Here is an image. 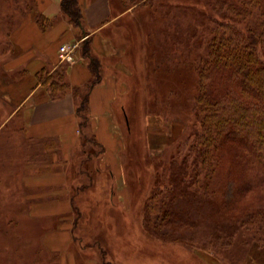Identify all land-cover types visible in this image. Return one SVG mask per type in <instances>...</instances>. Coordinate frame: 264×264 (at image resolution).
I'll return each mask as SVG.
<instances>
[{
  "label": "rangeland",
  "instance_id": "374dc122",
  "mask_svg": "<svg viewBox=\"0 0 264 264\" xmlns=\"http://www.w3.org/2000/svg\"><path fill=\"white\" fill-rule=\"evenodd\" d=\"M182 1L206 7L210 0ZM13 8L11 0H0V89L7 91L11 82L20 80L17 95L22 100L31 87L29 71L5 68L17 56L8 43V32L17 24V15L21 17ZM142 11L143 25H138L140 16L132 15L126 24L115 23L105 30L116 42L121 37L127 41L126 55L105 53V86H98L95 95L100 115L97 139L104 150L94 145L91 150L97 155L89 156L77 147L67 154V161L59 160L67 175L59 181L66 179L75 189L74 207L80 218L76 225L75 209L57 218L42 217L34 208L48 201L45 189L33 184V176L37 181L45 167L29 162L32 148L26 142L37 139L25 133L22 112L28 107L19 113L15 105L19 101L14 97L13 103L0 90V264H61V258L67 264H264V247H249L243 254L242 242L237 240L221 252L191 250L149 236L142 224L156 165L168 160L191 118L190 112L177 115L179 105L172 109L169 105L183 101L181 90L191 89L194 80L192 68L178 67V55L171 58L166 50V59L164 52L150 49L145 27L159 22L149 10ZM10 14H16L17 20L9 19ZM116 64L122 65L121 72Z\"/></svg>",
  "mask_w": 264,
  "mask_h": 264
},
{
  "label": "trees",
  "instance_id": "16d2710c",
  "mask_svg": "<svg viewBox=\"0 0 264 264\" xmlns=\"http://www.w3.org/2000/svg\"><path fill=\"white\" fill-rule=\"evenodd\" d=\"M11 1L14 11L35 9L31 0ZM120 1L125 11L138 6L157 11L159 23L145 27L150 49L157 48L164 56L169 50L171 58L178 55V67L193 69L192 88L181 90L183 101L169 105L171 109L179 105L177 115L190 112L191 118L185 134L176 139L175 150L168 160L157 163L153 173L142 210L149 236L214 253L230 250L237 240L243 254L249 247H264V0H208L206 7L182 0ZM154 1H159L158 9H153ZM60 6L71 24L84 29L80 0H61ZM34 18L44 31L55 22L38 12ZM252 18L255 23L245 25ZM91 40L81 45L91 72L85 84L70 83L66 62L53 70L41 69L37 82L52 100L72 95L79 124L77 147L96 156L91 148L97 145L102 152L104 146L92 127L90 98L92 89L104 81L105 62ZM28 142L30 164L52 163L49 154L58 147L55 139ZM74 195L75 189L69 187L76 225L80 218Z\"/></svg>",
  "mask_w": 264,
  "mask_h": 264
},
{
  "label": "crops",
  "instance_id": "0c3cea01",
  "mask_svg": "<svg viewBox=\"0 0 264 264\" xmlns=\"http://www.w3.org/2000/svg\"><path fill=\"white\" fill-rule=\"evenodd\" d=\"M31 1H33L35 9L28 10L26 13L20 11L21 17L17 15L19 17L17 25L11 30V34L8 35V40L12 42V49L16 51L17 56L14 60L8 62L5 67L7 70L23 68L29 71L28 77L31 80V87H29L27 94L24 95L22 100L20 95H17L20 80L19 82L17 81L18 83L11 82L7 91L0 90L13 103L14 97L16 101H19L15 104L19 113L22 112L23 108L28 107V110L26 109L24 113L22 112L25 119V133L28 137L37 140L43 138L55 139V143L58 144L57 149L50 150L52 152L55 151L51 156L52 163L43 164L44 166L42 167L45 168L40 171L39 175L38 173L36 174L38 175L37 181L33 176V184L45 189L44 198L48 201L47 205L37 204V207L35 206L34 208L41 212L42 217L61 218L73 210V205L71 206L68 198L69 184L67 180L59 181V178L67 176L65 172H62L63 163H60L59 160L67 161V154L77 148L79 143V124L72 95L68 94L59 100H52L47 89L43 85L38 84L37 73L44 67L55 69L61 63L59 58L61 45L82 41L85 36L92 39L94 50L103 57L106 54L109 56L108 53L117 56L126 55L123 45L127 40L121 37L119 38L120 41L116 42L113 40L114 38L105 32L106 27L120 22L124 25L126 20L129 22L132 15L136 18L140 16L143 22L138 21L140 22L138 25H143L145 20L144 12L142 11L140 14L139 10H151V17L153 18H159L160 15L156 10H154L156 12H153L152 9L141 6L125 11L122 9L120 0H80L84 15V29H81L71 24L68 17L62 13L61 0ZM153 4L156 5V8L153 6V9L160 7L159 1H154ZM36 12L55 18L54 24L44 31L34 18ZM13 19L17 20L15 16H13ZM84 30L87 31V34L83 32ZM82 33L84 34L82 35ZM82 43L83 41L81 45ZM116 65L118 66L116 71L121 72L120 67L122 65ZM68 70L69 81L74 86L83 85L90 79L91 72L87 61L82 55L81 47L76 53L75 61L69 65ZM98 86L105 85L101 83L92 89L90 98L92 127L97 137L98 128L96 127V121L100 119V115L98 114L99 104L95 105V101L98 99L95 95L99 92ZM42 163L46 162H35L31 165H41ZM37 168L39 167L37 166ZM53 176L57 179L54 181L47 180V178H52ZM52 252L60 253L55 249ZM61 264L67 263H64L61 258Z\"/></svg>",
  "mask_w": 264,
  "mask_h": 264
},
{
  "label": "built area",
  "instance_id": "2783aa9c",
  "mask_svg": "<svg viewBox=\"0 0 264 264\" xmlns=\"http://www.w3.org/2000/svg\"><path fill=\"white\" fill-rule=\"evenodd\" d=\"M76 44L73 45H63L61 47V57L64 60L72 61L73 60V51L76 48Z\"/></svg>",
  "mask_w": 264,
  "mask_h": 264
}]
</instances>
